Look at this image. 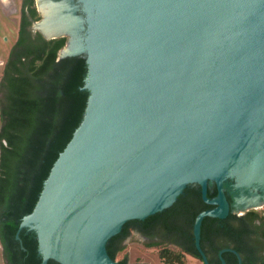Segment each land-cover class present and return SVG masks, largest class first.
<instances>
[{
  "label": "water",
  "instance_id": "95a60500",
  "mask_svg": "<svg viewBox=\"0 0 264 264\" xmlns=\"http://www.w3.org/2000/svg\"><path fill=\"white\" fill-rule=\"evenodd\" d=\"M83 2L88 39L59 57L87 58L85 116L20 228L36 231L42 264H123L108 241L198 183L217 205L194 226L210 264L200 230L228 212L225 180L264 184V0Z\"/></svg>",
  "mask_w": 264,
  "mask_h": 264
},
{
  "label": "trees",
  "instance_id": "16d2710c",
  "mask_svg": "<svg viewBox=\"0 0 264 264\" xmlns=\"http://www.w3.org/2000/svg\"><path fill=\"white\" fill-rule=\"evenodd\" d=\"M42 17L36 0H23L18 38L0 78V240L5 264H42L36 231L20 228L32 213L58 157L81 125L90 92L85 55L60 58L68 37L47 38L31 26ZM164 210L183 207L186 191ZM195 193L200 191L195 189ZM161 213V212H160ZM140 219L125 223L107 244L115 260ZM165 264H187V256L165 247ZM129 264L128 255L119 259ZM47 264H63L50 258Z\"/></svg>",
  "mask_w": 264,
  "mask_h": 264
},
{
  "label": "flooded vegetation",
  "instance_id": "af4514ba",
  "mask_svg": "<svg viewBox=\"0 0 264 264\" xmlns=\"http://www.w3.org/2000/svg\"><path fill=\"white\" fill-rule=\"evenodd\" d=\"M48 4L54 9L52 13L54 19H57V16L67 21L71 19L70 22L74 23L72 31L78 27L77 35L64 36H67L68 40L75 37L73 44L86 42L89 36V22L83 0H48ZM43 18L42 15L40 20ZM33 26L34 23L31 29L36 31ZM188 186L190 187L186 191L187 201L183 207H173L167 213L163 210L160 211L161 213L140 219L133 227L131 235L134 232L140 234L147 247L157 248L158 251L165 247L177 249L187 257L206 264L196 243L195 220L201 211L215 208L217 205L204 199L202 187L198 183ZM197 188L200 196L194 192ZM224 190L228 212L220 217L206 216L201 225L200 245L208 262L210 264H264V184L257 183L251 188L240 189L237 187L236 178L229 177L224 182ZM218 193L217 183L210 181L208 198L215 199L219 196ZM0 246L3 251L1 240Z\"/></svg>",
  "mask_w": 264,
  "mask_h": 264
},
{
  "label": "rangeland",
  "instance_id": "374dc122",
  "mask_svg": "<svg viewBox=\"0 0 264 264\" xmlns=\"http://www.w3.org/2000/svg\"><path fill=\"white\" fill-rule=\"evenodd\" d=\"M23 0H0V78L5 61L18 38ZM40 24L45 26L44 20ZM42 27V26H41ZM36 31L42 32L39 28ZM1 127V121H0ZM140 234L134 232L124 243V250L119 253L118 260L128 255L129 264H165L158 256L157 248L147 247ZM0 264H5L0 246ZM187 264H202L199 260L187 257Z\"/></svg>",
  "mask_w": 264,
  "mask_h": 264
},
{
  "label": "bare ground",
  "instance_id": "6f19581e",
  "mask_svg": "<svg viewBox=\"0 0 264 264\" xmlns=\"http://www.w3.org/2000/svg\"><path fill=\"white\" fill-rule=\"evenodd\" d=\"M38 1H39V5H40V9L42 13L46 16V19L44 21L45 23L44 28H43V24L41 25L42 26L41 28L43 29V31H45V33L52 35V34H55L56 32H63L67 29H70V30L74 29L73 28L74 23L70 22L71 19L67 21V20H64V18L58 17V16H57V19L56 18L54 19L53 17L54 14H52L54 13V9L49 6L48 0H38ZM55 16H56V11H55ZM50 18L52 19L49 20Z\"/></svg>",
  "mask_w": 264,
  "mask_h": 264
}]
</instances>
